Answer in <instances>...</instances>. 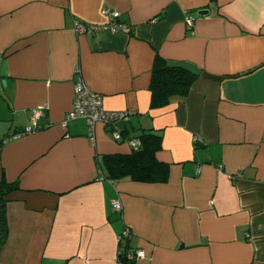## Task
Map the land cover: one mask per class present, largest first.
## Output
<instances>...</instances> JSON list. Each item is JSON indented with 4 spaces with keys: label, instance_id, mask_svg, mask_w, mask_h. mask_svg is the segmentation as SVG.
Returning <instances> with one entry per match:
<instances>
[{
    "label": "crops",
    "instance_id": "obj_1",
    "mask_svg": "<svg viewBox=\"0 0 264 264\" xmlns=\"http://www.w3.org/2000/svg\"><path fill=\"white\" fill-rule=\"evenodd\" d=\"M74 19L127 27L77 33ZM157 55L197 74L162 106ZM79 78L133 112L122 138L63 124ZM41 107V127L19 134ZM143 131L162 135L167 180L108 177L103 156ZM2 181L16 187L0 264H126L121 245L144 250L136 264H264V0H0Z\"/></svg>",
    "mask_w": 264,
    "mask_h": 264
},
{
    "label": "trees",
    "instance_id": "obj_2",
    "mask_svg": "<svg viewBox=\"0 0 264 264\" xmlns=\"http://www.w3.org/2000/svg\"><path fill=\"white\" fill-rule=\"evenodd\" d=\"M197 74L192 69L180 64H170L160 56L155 57L152 67L150 90L151 105L162 106L169 102L174 95L184 96L190 89ZM138 139L139 145L128 153H112L103 156V166L108 177H128L139 181H166L168 178V164L159 161L157 151L162 145V135L155 131H143ZM16 184L0 182V244L7 237V223L5 218L4 196ZM127 246L122 247L119 253V261L126 264H136L127 260L125 251Z\"/></svg>",
    "mask_w": 264,
    "mask_h": 264
},
{
    "label": "built area",
    "instance_id": "obj_3",
    "mask_svg": "<svg viewBox=\"0 0 264 264\" xmlns=\"http://www.w3.org/2000/svg\"><path fill=\"white\" fill-rule=\"evenodd\" d=\"M104 12L109 15L111 18H116L119 16V12L115 10L105 9ZM187 22L191 24V18H187ZM127 25L122 22H111L108 24H94V23H85L80 19L73 20V28L77 33H92L99 29H110L112 31H118L123 28H126ZM44 114V109L38 108L33 111V115L31 117V121L28 125H26L19 134H26L33 131H36L41 127L38 124L37 119ZM133 114L131 110H111L107 109L103 105V98L101 93L96 92L90 89L84 81L79 78L75 80L74 86V98L71 110L68 112L67 116L63 120V124H67V122L71 119L82 118L88 124V134L89 138L94 140V127L96 123L102 122L111 127V135L115 139L122 138L121 128L118 127L117 123L119 121H126ZM132 147L136 148L140 141L138 137H134L128 140ZM112 207L114 210H119L121 208V203L118 199L112 200ZM131 235L130 229L128 227H124L118 235V240L120 243L124 241V239H128ZM122 245L119 247L118 251V259L119 253L122 249ZM122 251V250H121ZM125 257L127 260H132L137 262L138 259L142 258L145 255V252L142 248H131L127 247L124 249Z\"/></svg>",
    "mask_w": 264,
    "mask_h": 264
},
{
    "label": "water",
    "instance_id": "obj_4",
    "mask_svg": "<svg viewBox=\"0 0 264 264\" xmlns=\"http://www.w3.org/2000/svg\"><path fill=\"white\" fill-rule=\"evenodd\" d=\"M208 12V10L207 9H199L198 10V14H206Z\"/></svg>",
    "mask_w": 264,
    "mask_h": 264
}]
</instances>
